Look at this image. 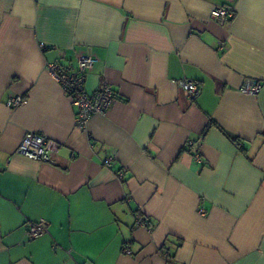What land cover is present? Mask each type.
Masks as SVG:
<instances>
[{
    "label": "crops",
    "instance_id": "obj_1",
    "mask_svg": "<svg viewBox=\"0 0 264 264\" xmlns=\"http://www.w3.org/2000/svg\"><path fill=\"white\" fill-rule=\"evenodd\" d=\"M83 55L114 98L81 128L47 65ZM0 264H264V0H0Z\"/></svg>",
    "mask_w": 264,
    "mask_h": 264
},
{
    "label": "built area",
    "instance_id": "obj_2",
    "mask_svg": "<svg viewBox=\"0 0 264 264\" xmlns=\"http://www.w3.org/2000/svg\"><path fill=\"white\" fill-rule=\"evenodd\" d=\"M211 16L220 22L227 21L233 16V9L229 5L216 6L211 11ZM94 58L90 55H83L77 58V66L72 69L59 62H52L47 65L49 71L53 73L61 88L71 97L75 107V124L84 128L88 119L94 114H104L111 105L114 95L109 84H104L93 93H88L84 89L85 72L94 63ZM182 88L190 97H195L199 92V86L193 81H181ZM261 84L259 82L246 83L240 87V91L245 94L254 95L259 92ZM27 98L14 96L7 100V106L17 107L27 103ZM58 149V143L37 132L27 131L18 148L17 153L35 161L52 163V156ZM113 158L107 157L103 160V165L110 167ZM118 177H122L123 171L117 172ZM136 225L146 226L147 222L141 217H137ZM45 232V222L38 221L29 224L28 234L31 238H38ZM126 254H131L128 247L124 248ZM167 253V252H165Z\"/></svg>",
    "mask_w": 264,
    "mask_h": 264
},
{
    "label": "trees",
    "instance_id": "obj_3",
    "mask_svg": "<svg viewBox=\"0 0 264 264\" xmlns=\"http://www.w3.org/2000/svg\"><path fill=\"white\" fill-rule=\"evenodd\" d=\"M143 220H145V221L147 222L146 227L150 229L151 226L149 225L150 222H149L148 218H144V217H143ZM125 247H128V245H126V244L123 245L122 251H123L124 254H126V253L124 252V248H125ZM128 248H129V247H128ZM129 249H130V248H129ZM130 251H131V250H130ZM131 254H132V252H131ZM131 254H128V255H131ZM166 255H167V257H169L167 253H166Z\"/></svg>",
    "mask_w": 264,
    "mask_h": 264
}]
</instances>
